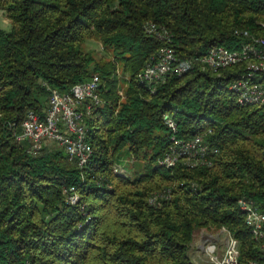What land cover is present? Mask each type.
Wrapping results in <instances>:
<instances>
[{
	"label": "trees",
	"instance_id": "trees-1",
	"mask_svg": "<svg viewBox=\"0 0 264 264\" xmlns=\"http://www.w3.org/2000/svg\"><path fill=\"white\" fill-rule=\"evenodd\" d=\"M0 9L9 21L0 27V264H193L191 233L209 224L237 239L240 264L264 263L236 204L245 198L264 213V103L239 105L228 89L244 64L138 77L163 44L145 23L165 27L187 59L213 45L237 49L247 38L235 29L264 37V0H0ZM91 37L112 59L81 47ZM92 74L101 103L83 117L92 147L84 166L56 143L33 153L15 140L25 112L41 113L50 90L67 92ZM196 135L206 145L200 162L158 163L171 136ZM123 163L142 172L111 173Z\"/></svg>",
	"mask_w": 264,
	"mask_h": 264
},
{
	"label": "built area",
	"instance_id": "built-area-1",
	"mask_svg": "<svg viewBox=\"0 0 264 264\" xmlns=\"http://www.w3.org/2000/svg\"><path fill=\"white\" fill-rule=\"evenodd\" d=\"M264 27V20L262 22ZM144 31L163 42L154 55H151L140 71L138 77L146 82L162 80L166 73L180 74L196 63L202 68L217 70L237 63L244 64V73L231 81L228 89L235 95L239 105H260L264 103V37L253 36L246 29H235L234 34L247 38L237 49H227L221 45L210 46L204 54L180 59L170 45L167 29L153 22L144 25ZM99 79L92 74L86 80L74 83L67 92L50 90L46 106L38 113L27 110L19 131L14 135L16 141L26 140L29 150L36 152L42 142H53L62 147L68 160L78 167L84 166L90 158L92 147L86 140V127L83 117L89 115L95 105L101 103L98 95ZM167 127L174 131L171 118L163 115ZM169 152L165 153L158 163L171 166L182 159L193 164L206 149L200 136L189 139H174ZM215 151V150H212ZM119 165L113 169L118 171ZM114 171V172H115ZM67 202L73 204L77 195L73 187L65 190ZM237 206L243 213L244 224L264 259V213L252 201L238 198ZM220 243L222 244L220 246ZM202 252L208 264H240L238 261V241L225 226L216 227L214 232L202 240ZM244 264H264L262 261L249 260Z\"/></svg>",
	"mask_w": 264,
	"mask_h": 264
},
{
	"label": "rangeland",
	"instance_id": "rangeland-1",
	"mask_svg": "<svg viewBox=\"0 0 264 264\" xmlns=\"http://www.w3.org/2000/svg\"><path fill=\"white\" fill-rule=\"evenodd\" d=\"M8 24L9 21L6 18V16L4 15L3 11L0 9V27L2 28H8ZM81 47L90 52L91 55L95 58V59H101V60H109L112 59V53L111 50H106L105 48H103L101 46V44L99 43V41L97 39H95L94 37L91 38H87L85 39L82 43H81ZM115 73L116 76L119 79H127L126 76L121 75V68H120V64L115 65ZM126 82V80H125ZM125 83L123 82L121 84V87L118 88L117 95L119 96V100L123 99V91L125 88ZM51 145V144H49ZM123 163V167H119L118 171H115L113 169L114 165L116 166V164H112L111 166V173L113 174H117V173H121L124 174L126 176H129L130 178H132L133 174L142 172V169L140 168V165L138 164H126ZM120 166V165H119ZM115 171V172H114ZM216 229V226L213 224H209V225H201L196 227L192 233H191V241L188 245V255L189 258L191 260V262L193 264H208L205 255L202 252L201 246H202V240L204 239V237H207L208 234H210L211 232H214ZM222 244L220 243V246Z\"/></svg>",
	"mask_w": 264,
	"mask_h": 264
}]
</instances>
